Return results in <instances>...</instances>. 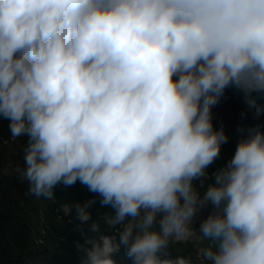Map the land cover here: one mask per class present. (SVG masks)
<instances>
[{"label":"clouds","instance_id":"clouds-1","mask_svg":"<svg viewBox=\"0 0 264 264\" xmlns=\"http://www.w3.org/2000/svg\"><path fill=\"white\" fill-rule=\"evenodd\" d=\"M229 87L264 112V0H0V118L27 138L26 194L79 181L115 210L90 224L84 264L121 246L132 264H264V130L208 171ZM92 203L62 210L85 224ZM188 242L197 260L163 256Z\"/></svg>","mask_w":264,"mask_h":264},{"label":"trees","instance_id":"trees-1","mask_svg":"<svg viewBox=\"0 0 264 264\" xmlns=\"http://www.w3.org/2000/svg\"><path fill=\"white\" fill-rule=\"evenodd\" d=\"M253 96L257 98L258 104L264 105V99L259 100L257 93H253ZM212 117L214 127L217 129L223 127L229 137L228 142L222 145L221 148L220 168L231 159L238 141L246 137L250 129L259 126L261 130H264V112L257 116L255 109L249 108L245 103L244 94L234 87L227 88L219 102L213 106ZM11 182L13 186H6L3 178H0V264H84L86 249L91 247L87 242L84 246H79L83 256H77L74 251H71V258L65 261L51 260L44 256V249L31 246L30 223L26 212L28 210V197L21 186H16L14 180ZM82 192L81 203L86 202L88 194L97 197V193L90 192L88 188ZM109 209L114 212L111 205H109ZM90 210L94 214V218L98 220L92 206L89 207ZM209 211L210 209H206L201 212L202 216L195 221L194 228L199 229L200 223L207 217ZM88 223L68 225L83 227ZM106 227L102 230L107 231ZM86 235H88L87 239H90L95 238L97 233L90 231ZM175 247L180 250L181 255L191 256L192 245L189 242L186 245L184 243L170 245L163 256L175 258L178 252ZM113 258L117 261V264H132L131 258L126 255L124 246H121L120 251L114 254Z\"/></svg>","mask_w":264,"mask_h":264},{"label":"rangeland","instance_id":"rangeland-1","mask_svg":"<svg viewBox=\"0 0 264 264\" xmlns=\"http://www.w3.org/2000/svg\"><path fill=\"white\" fill-rule=\"evenodd\" d=\"M257 96L259 100L264 99V94H257ZM8 124V120L0 118L1 133H10ZM26 142V137H18L16 138V141H13L6 146L0 144V178H3L6 186H13L11 181L14 180L16 186H21L25 193L28 191V184L27 182L21 181L15 169L18 166H24V150ZM57 193L61 205L68 203L69 201L81 203L83 198V192L81 189L77 187L75 188V186L60 187L58 188ZM26 196L28 197V210L26 212L30 223V244L32 247L44 249V256L51 260L65 261L71 258V251H74L73 248L75 249L80 245H85L88 240V235L86 234H89L90 232V224L93 221H97L91 210V219L87 225H84L83 227H71L62 220L57 219L53 211V206L49 204L47 199L43 197L37 198L28 194H26ZM108 212L109 214H114L110 209ZM201 216L202 215L200 214L199 218ZM98 222L101 224L102 229L106 226L104 225L103 220L100 219ZM156 227L158 228V225H156ZM106 230L109 231L108 228ZM61 236H66L67 241L63 242L60 239ZM40 239H43L42 243L38 241ZM184 245H186V243H184ZM175 248L179 250L177 247Z\"/></svg>","mask_w":264,"mask_h":264},{"label":"built area","instance_id":"built-area-1","mask_svg":"<svg viewBox=\"0 0 264 264\" xmlns=\"http://www.w3.org/2000/svg\"><path fill=\"white\" fill-rule=\"evenodd\" d=\"M7 120V119H5ZM13 141H16V139H12L11 136H10V133H1L0 132V144L1 145H8L10 143H12ZM220 168V165H219V158L212 164L209 166V174H211L213 171L217 170ZM74 186H76L77 188L81 189V191H85L87 189V187L85 185H82L79 181H77ZM60 187H65L64 185L62 184H59L56 186L54 192H55V196L56 198L53 199V200H48L47 201L49 202V204H51L53 206V211L55 213V216L57 217L58 220H62L63 222L67 223V224H74V223H80V221L78 219H76L75 217V211L73 210V212L71 213V215H65V213L63 212L62 210V205L60 204V201L58 199V193H57V190L58 188ZM101 197L99 196V194H97V197L94 196V195H90L88 194L87 197H86V202L87 201H94V203L91 204L93 210H94V213H95V216L99 219L101 216H103L104 214H109L108 210H109V205H102L101 204ZM68 203H71V204H75V202L73 201H69ZM61 205V206H60ZM102 220V219H101ZM110 231H113L111 229H109ZM63 242H66L67 241V237L66 236H61L60 238ZM37 241V240H36ZM40 243L43 242V239H40L38 240ZM37 241V242H38ZM208 241H205L204 242V246H207L208 245ZM192 245V250H191V257L192 259L195 261L197 260V256H196V251H197V245L195 243H191ZM75 251V254L77 256H83V252L82 250L79 249V247L75 248L74 249ZM177 255H180V256H184V255H181L180 254V250H178V252L176 253V256ZM187 257V256H185Z\"/></svg>","mask_w":264,"mask_h":264}]
</instances>
